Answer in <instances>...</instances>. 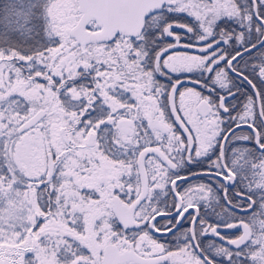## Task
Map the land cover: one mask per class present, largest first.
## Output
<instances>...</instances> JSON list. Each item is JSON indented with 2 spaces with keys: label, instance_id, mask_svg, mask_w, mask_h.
<instances>
[{
  "label": "snow or ice",
  "instance_id": "obj_1",
  "mask_svg": "<svg viewBox=\"0 0 264 264\" xmlns=\"http://www.w3.org/2000/svg\"><path fill=\"white\" fill-rule=\"evenodd\" d=\"M0 264H264V0H0Z\"/></svg>",
  "mask_w": 264,
  "mask_h": 264
}]
</instances>
